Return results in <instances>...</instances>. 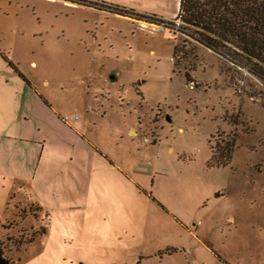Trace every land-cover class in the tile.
Listing matches in <instances>:
<instances>
[{
    "label": "rangeland",
    "instance_id": "374dc122",
    "mask_svg": "<svg viewBox=\"0 0 264 264\" xmlns=\"http://www.w3.org/2000/svg\"><path fill=\"white\" fill-rule=\"evenodd\" d=\"M85 1L0 0V102L29 153L27 178L0 175L1 257L264 264V79ZM178 1L91 2L177 28Z\"/></svg>",
    "mask_w": 264,
    "mask_h": 264
},
{
    "label": "trees",
    "instance_id": "16d2710c",
    "mask_svg": "<svg viewBox=\"0 0 264 264\" xmlns=\"http://www.w3.org/2000/svg\"><path fill=\"white\" fill-rule=\"evenodd\" d=\"M78 1L86 3L85 0ZM91 1L89 3L98 9L168 29L174 28L189 40L264 79V0H179L174 19L180 23L177 28L176 23L166 22L154 15H143L122 7L104 3L98 5ZM177 53L178 48L175 46L173 57ZM184 55L181 54L182 59ZM185 76L188 78L187 74ZM234 144V139L224 144V163L215 166L224 167L228 163ZM219 154L214 153L213 157Z\"/></svg>",
    "mask_w": 264,
    "mask_h": 264
},
{
    "label": "crops",
    "instance_id": "0c3cea01",
    "mask_svg": "<svg viewBox=\"0 0 264 264\" xmlns=\"http://www.w3.org/2000/svg\"><path fill=\"white\" fill-rule=\"evenodd\" d=\"M92 9V8H90ZM104 14H109L103 12ZM12 103L6 101L0 102V175L5 174L14 175L15 177L20 176L25 179L29 175V153L27 149L13 151L11 141L14 136H11L7 130V125L11 124L12 121ZM22 140L21 136L19 138ZM16 140V139H15ZM9 147V148H8Z\"/></svg>",
    "mask_w": 264,
    "mask_h": 264
},
{
    "label": "water",
    "instance_id": "95a60500",
    "mask_svg": "<svg viewBox=\"0 0 264 264\" xmlns=\"http://www.w3.org/2000/svg\"><path fill=\"white\" fill-rule=\"evenodd\" d=\"M0 264H8V262L0 256Z\"/></svg>",
    "mask_w": 264,
    "mask_h": 264
},
{
    "label": "flooded vegetation",
    "instance_id": "af4514ba",
    "mask_svg": "<svg viewBox=\"0 0 264 264\" xmlns=\"http://www.w3.org/2000/svg\"><path fill=\"white\" fill-rule=\"evenodd\" d=\"M72 1L75 2V3H78L79 5H84L82 2H79L78 0H72Z\"/></svg>",
    "mask_w": 264,
    "mask_h": 264
}]
</instances>
